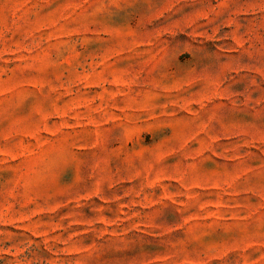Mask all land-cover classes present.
<instances>
[{
  "label": "rangeland",
  "instance_id": "374dc122",
  "mask_svg": "<svg viewBox=\"0 0 264 264\" xmlns=\"http://www.w3.org/2000/svg\"><path fill=\"white\" fill-rule=\"evenodd\" d=\"M0 264H264V0H0Z\"/></svg>",
  "mask_w": 264,
  "mask_h": 264
}]
</instances>
